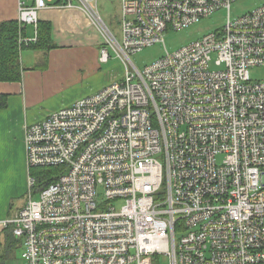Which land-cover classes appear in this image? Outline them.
Masks as SVG:
<instances>
[{
	"label": "built area",
	"instance_id": "obj_1",
	"mask_svg": "<svg viewBox=\"0 0 264 264\" xmlns=\"http://www.w3.org/2000/svg\"><path fill=\"white\" fill-rule=\"evenodd\" d=\"M49 1L18 0L19 52L40 10L78 8L103 39L99 63L110 48L124 72L24 127L27 170L62 169L39 190L28 176L24 204L0 221L25 264H264V81L249 75L264 67V4L233 18L235 0H120L118 40L97 0ZM220 9V30L131 62Z\"/></svg>",
	"mask_w": 264,
	"mask_h": 264
},
{
	"label": "crops",
	"instance_id": "obj_2",
	"mask_svg": "<svg viewBox=\"0 0 264 264\" xmlns=\"http://www.w3.org/2000/svg\"><path fill=\"white\" fill-rule=\"evenodd\" d=\"M50 0L51 6H60ZM33 4V0H27ZM18 0H0V23L16 21ZM120 8V5H119ZM39 23L49 24L51 43L47 53L29 47L21 50L20 61L26 70L19 83L0 82V95H8V104L0 110V221L14 217L24 204L29 176L24 149V127L54 111L67 108L91 96L123 72L108 77L98 61L103 39L78 8H47L38 12ZM37 25V33H38ZM23 34L33 36V27ZM18 163V170L12 159ZM12 166L14 176H10ZM10 230L0 226V253L7 251V264H25L20 240L8 238Z\"/></svg>",
	"mask_w": 264,
	"mask_h": 264
},
{
	"label": "rangeland",
	"instance_id": "obj_3",
	"mask_svg": "<svg viewBox=\"0 0 264 264\" xmlns=\"http://www.w3.org/2000/svg\"><path fill=\"white\" fill-rule=\"evenodd\" d=\"M264 4V0H235L230 7L231 17H237L247 12H250L257 7ZM119 5L120 0H97V12L103 23L107 28L113 33V35L120 40L119 35ZM227 11L225 9H220L219 11L213 13L211 16L200 20L198 23L191 25L188 28L182 29L181 31L168 30L163 36L162 43H156L150 47L144 48L140 52L131 56V62L141 70L144 66L150 65L158 58L163 56L165 52L175 51L183 46H186L193 41H196L203 37L204 35L220 30L226 21ZM110 60L106 64H100L103 66V70L109 77L110 73L114 72H124L123 63L115 57V53L108 48ZM213 64V63H212ZM211 64V66H212ZM129 69L132 68L129 66ZM215 70L216 68L211 67ZM249 75L252 81H264V67H254L249 70ZM16 158V157H15ZM15 158L11 160L12 165L15 163V169L18 170V163ZM9 174L14 176V171L10 165ZM36 171H33L35 174ZM56 175V174H55ZM33 178V177H32ZM37 195L34 196V199ZM157 263H166L164 258H157Z\"/></svg>",
	"mask_w": 264,
	"mask_h": 264
},
{
	"label": "trees",
	"instance_id": "obj_4",
	"mask_svg": "<svg viewBox=\"0 0 264 264\" xmlns=\"http://www.w3.org/2000/svg\"><path fill=\"white\" fill-rule=\"evenodd\" d=\"M61 3L63 0L57 2V4ZM19 29L17 21L0 23V82L19 83L22 79V73L26 70L21 65L18 51ZM30 48L45 53L55 48L51 43L49 24L39 23L37 41ZM8 97V95H0V110L7 107ZM33 171L36 173L33 174ZM28 173L35 180V189L39 190L53 183L62 173V169L59 167L30 168ZM5 229L10 230L8 238L13 240L12 227L8 226ZM7 259V251L1 252L0 264H7Z\"/></svg>",
	"mask_w": 264,
	"mask_h": 264
}]
</instances>
